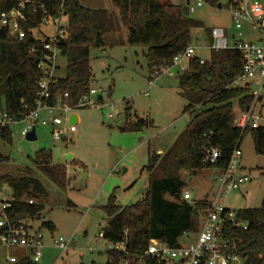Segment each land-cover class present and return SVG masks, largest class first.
I'll return each mask as SVG.
<instances>
[{
  "label": "trees",
  "instance_id": "1",
  "mask_svg": "<svg viewBox=\"0 0 264 264\" xmlns=\"http://www.w3.org/2000/svg\"><path fill=\"white\" fill-rule=\"evenodd\" d=\"M114 11L90 9L78 0H35L27 4L21 28L23 40L12 36L8 28L0 31V113L7 111L20 116L24 103L33 106L38 93V80L42 76L38 68L40 51L30 52L32 47L42 48L44 40L35 35L45 18L55 19L65 15L67 36L60 41L61 56L68 61L66 76L51 85V101L55 103L66 92L69 101L76 103L88 92L92 82L91 50L105 48L107 35L125 31L129 45L147 47L149 78L161 66H170L174 58L198 41L197 31L204 29L207 43H213L212 30L201 20L189 17L165 0H109ZM216 6V1L208 0ZM19 0H0V14L16 7ZM115 43V42H112ZM198 55L192 58L185 71L177 76L181 93L187 99L183 113L191 120L178 134L171 147L163 154L150 152L143 172L147 173L146 189L141 198L131 205H120L112 193L101 206L106 216L102 227L104 238L112 242L126 241L130 250L142 251L150 240L157 239L170 246H178L188 231H197L200 215L209 208L208 201L184 199L185 181L182 172L196 174L198 170L211 168L217 174L227 170L231 155L246 135L253 138L257 154L264 156V125L248 126L242 130L237 121L242 112L248 111L256 98L252 85L231 87L243 72V57L235 48L212 49L204 63ZM264 100V85L257 105ZM264 107V105H262ZM261 111V110H260ZM262 112V111H261ZM126 123L123 131H142L153 126L152 120L137 116L130 105L125 109ZM0 137L11 142V130L0 131ZM220 150L215 163L205 162L207 151ZM9 157L0 154V162ZM31 167L47 175L53 182L65 186L68 182L65 165L53 163L50 151L40 150L31 159ZM27 167L15 174L0 175V182L13 189V206L9 209L14 221L39 217L43 205L29 204L22 199H36L46 194L42 182ZM237 217L247 222V229L227 224L224 232L231 251L237 253L244 264H264V206L237 210ZM51 231L55 226L46 222ZM109 264H119L120 254L111 253ZM25 264H34L27 262Z\"/></svg>",
  "mask_w": 264,
  "mask_h": 264
},
{
  "label": "rangeland",
  "instance_id": "2",
  "mask_svg": "<svg viewBox=\"0 0 264 264\" xmlns=\"http://www.w3.org/2000/svg\"><path fill=\"white\" fill-rule=\"evenodd\" d=\"M78 1L90 9L114 11L109 0ZM202 1L204 5L197 7L195 12H185L189 17L201 20L210 30L213 27L225 28L231 38L236 31L228 12L229 0H214L216 6L208 0ZM191 2L194 4L195 0ZM165 3L181 11L187 8V0H165ZM243 31L245 40H259V36L248 26ZM53 33L52 25H43L35 35L43 38V34ZM197 34L200 39L194 43L198 47L197 54L207 59L210 50L206 47L205 30L200 29ZM107 40L105 48H94L90 55L91 87L98 91L93 99L102 107L78 110L75 133L56 141L49 127L38 126L37 140L28 141L20 136L21 125L17 124L11 129V142L0 137V154L10 158L8 162H0V175L27 170L31 167V159L40 150L50 151L54 164H65L69 169L70 185L67 182L65 186L56 184L35 167L29 171L46 190V194L36 198V203L44 207L40 216L27 219L34 229L42 230L47 246L42 260L34 264L103 263L106 256L100 251L105 242L99 238V233L106 225V216L101 206L106 204L112 193L123 206L135 203L139 196L141 198L147 183V173L141 168L148 163V153L168 150L191 120L189 113H183L187 99L178 86L177 73H182L180 66L172 69L173 74L165 73L150 80L147 47L127 44L125 31L107 35ZM57 63L59 67L55 76L64 78L68 61L59 56ZM127 105L138 117L152 120L153 126L142 131L121 130L126 123ZM262 105L264 100L257 105V110L264 115ZM241 151L242 172L247 173L251 181L219 199V204L236 211L264 206V156L256 153L250 134L243 139ZM68 155L72 156V160L67 158ZM125 168L129 169L127 173H123ZM216 174L211 168L200 169L196 174L182 172L185 188L194 201H215L219 190ZM128 181L130 184L126 185ZM12 198V187L0 182V199ZM25 199L28 200L27 197ZM46 222L53 223L55 229L51 231L45 226ZM71 235L75 236L76 242L66 254L61 255L53 244V238ZM90 248L95 251L90 252ZM21 254L0 246V264H12L9 258L17 259ZM56 256L60 258L54 262ZM231 264H244V261L240 259Z\"/></svg>",
  "mask_w": 264,
  "mask_h": 264
},
{
  "label": "built area",
  "instance_id": "3",
  "mask_svg": "<svg viewBox=\"0 0 264 264\" xmlns=\"http://www.w3.org/2000/svg\"><path fill=\"white\" fill-rule=\"evenodd\" d=\"M35 0H19L13 9L0 14V31L8 28L12 36L23 40L25 32L20 24L25 20L23 10L27 4ZM202 0L187 1V8L192 13L197 7H202ZM228 12L230 13L236 33L229 38L227 30L223 27L212 28L213 43L206 46L209 50L235 48L242 54L244 65L242 74L232 83L231 87H254L256 93L252 107L242 112L238 118L237 126L244 130L248 126L256 128L264 125V115L257 110V99L262 92L264 85V0H229ZM43 25H52V35L43 34L42 48L32 47L30 52L40 51L38 68L42 76L38 80V93L33 106L27 103L23 105V113L20 116L10 114L7 111L0 113V131L11 130L14 125H21L20 136L27 138L29 133L38 126H47L51 129V136L54 140H63L70 133L77 131L76 124L71 122V116L77 115V111L86 108L102 107L98 105L93 96L98 91L90 87L76 103L69 101V94L66 92L59 96L55 103L51 101V85L58 79L55 72L58 69V58L61 56L60 41L67 36L65 28V15L61 14L55 19L45 18ZM248 26L258 36L259 40H245L244 27ZM205 47V48H206ZM201 48H204L203 46ZM198 47L193 43L185 51L174 58L170 66H161L151 74L153 79L162 74H173L172 69L180 66L185 71L192 58L198 56ZM201 63L205 59L201 57ZM187 63V66L185 65ZM181 73H177V76ZM221 152L217 148L207 151L205 162L215 163ZM242 158L241 148H236L230 158L228 168L225 172L216 174L219 182V190L215 201L210 202L209 208L200 215V226L197 231L185 232L178 246H170L157 239L150 240L147 247L142 251L130 250L126 241L112 242L104 238V232L99 233L105 246L100 251L106 256L103 263L109 264L111 253H119V264H231L242 259L237 253L229 248V241L224 229L227 224L234 227L247 229V222L238 219L237 211L219 204V199L224 198L232 191L240 189L251 181L247 173H239L240 160ZM185 200H192L189 191L184 192ZM29 204H36V199L26 200ZM13 206V200L0 199V246L7 249L25 248L28 250L29 260L32 263H39L43 258L45 243L44 233L40 229H34L27 220L14 221L9 214ZM73 242H76L74 235L70 237L53 238V244L61 255L66 254ZM94 252V248L89 249ZM60 257V256H59ZM16 262L15 257L9 258Z\"/></svg>",
  "mask_w": 264,
  "mask_h": 264
},
{
  "label": "crops",
  "instance_id": "4",
  "mask_svg": "<svg viewBox=\"0 0 264 264\" xmlns=\"http://www.w3.org/2000/svg\"><path fill=\"white\" fill-rule=\"evenodd\" d=\"M188 1V0H187ZM200 31V30H199ZM199 31H197V33L199 32ZM198 35V34H197ZM199 39V38H198ZM200 40V39H199ZM205 41H206V44H207V46H210L209 45V43H207V40L205 39ZM59 67V66H58ZM101 96V95H100ZM100 99V98H99ZM101 101L103 100V97H102V99H100ZM72 117V116H71ZM76 117H77V121L75 122V123H78V121H79V117H78V115H76ZM178 136V135H177ZM164 153V151H162V150H159L158 151V154H163ZM243 154V153H242ZM148 155H149V153H148ZM69 160H72V158L71 159H69ZM65 165V164H64ZM66 166V165H65ZM144 166L145 165H143L142 166V168H141V171L143 170V168H144ZM126 170H125V172L124 173H127L128 171H129V169H127V168H125ZM242 169H244L243 168V165L242 164H240V167H239V173H243L242 171ZM143 172V171H142ZM70 173H69V169H68V167H67V177H68V185H70ZM130 180V179H129ZM131 181V180H130ZM130 181H128V183L126 182L125 184L126 185H129L130 184ZM188 191V190H187ZM14 198H12V199H10V200H13ZM140 199V196L138 197V199H137V201ZM23 201H26V199L25 198H23L22 199ZM136 201V202H137ZM71 204L72 205H74L72 202H71ZM105 205V204H104ZM11 249H14V250H16V251H20V252H22V256H20L19 258H17V261L16 262H11L10 260H9V262L10 263H12V264H25V263H27V262H29L30 260H29V256H27L28 255V250L27 249H25V248H11ZM27 253V254H26ZM60 257H58V256H56L55 258H54V262H56L58 259H59Z\"/></svg>",
  "mask_w": 264,
  "mask_h": 264
},
{
  "label": "water",
  "instance_id": "5",
  "mask_svg": "<svg viewBox=\"0 0 264 264\" xmlns=\"http://www.w3.org/2000/svg\"><path fill=\"white\" fill-rule=\"evenodd\" d=\"M99 98L102 99V96H99ZM76 121H77V117H76V115H72V117H71V122H74V123H75ZM26 139H27L28 141H35V140H37L36 129H33V130L29 133V135L27 136ZM67 158H68V159H71L72 156H71V155H68ZM125 170H126V169L123 170V173L125 172Z\"/></svg>",
  "mask_w": 264,
  "mask_h": 264
}]
</instances>
